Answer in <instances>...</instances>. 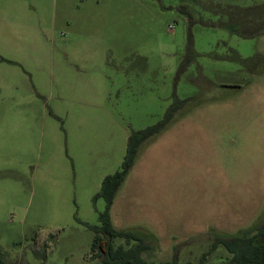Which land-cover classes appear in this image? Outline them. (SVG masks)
Instances as JSON below:
<instances>
[{"label": "rangeland", "instance_id": "1", "mask_svg": "<svg viewBox=\"0 0 264 264\" xmlns=\"http://www.w3.org/2000/svg\"><path fill=\"white\" fill-rule=\"evenodd\" d=\"M260 5L0 0L8 264H98L88 224L105 209L103 181L121 168L132 131L157 123L175 96L188 101L142 151L114 202V224L152 232L144 256L156 262L176 252L205 264L231 257L223 245L209 252L214 237L264 219V34L229 28L240 8Z\"/></svg>", "mask_w": 264, "mask_h": 264}, {"label": "trees", "instance_id": "2", "mask_svg": "<svg viewBox=\"0 0 264 264\" xmlns=\"http://www.w3.org/2000/svg\"><path fill=\"white\" fill-rule=\"evenodd\" d=\"M260 8L261 12H259ZM181 9L185 10L186 7L183 6ZM239 10L242 12L241 17L231 19L230 29L244 37L264 34V15H262L264 14V5L250 7V9L240 8ZM249 11L252 12L248 13ZM254 18L260 19V22L252 24ZM187 101V99H179L175 96V101L167 108L164 116L157 123L145 129L133 130L128 138L127 152L121 168L104 179L99 194L106 201L105 209L99 213V224H88L95 232L91 250L98 254V264L206 263L205 257H202L199 262L181 261L178 252L170 261L149 260L144 254L151 249V238L155 240L157 237L145 229L140 231L118 229L112 219V207L116 197L142 151L175 122L177 113ZM118 237L125 238L129 245H115L114 241ZM219 245H223L231 253V257L224 264H264V219L235 234H217L209 252H213ZM0 264H8L1 254Z\"/></svg>", "mask_w": 264, "mask_h": 264}, {"label": "crops", "instance_id": "3", "mask_svg": "<svg viewBox=\"0 0 264 264\" xmlns=\"http://www.w3.org/2000/svg\"><path fill=\"white\" fill-rule=\"evenodd\" d=\"M113 206H114V204H113ZM112 209H113V207H112ZM112 219H113V214H112ZM114 222V221H113Z\"/></svg>", "mask_w": 264, "mask_h": 264}]
</instances>
